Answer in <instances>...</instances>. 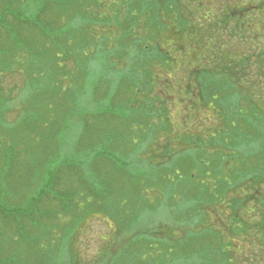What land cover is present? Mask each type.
Here are the masks:
<instances>
[{
	"label": "rangeland",
	"instance_id": "rangeland-1",
	"mask_svg": "<svg viewBox=\"0 0 264 264\" xmlns=\"http://www.w3.org/2000/svg\"><path fill=\"white\" fill-rule=\"evenodd\" d=\"M145 1L0 0V264H264V91L253 109L218 78L203 49L227 34L176 43L183 5ZM240 1L236 29H263L264 0Z\"/></svg>",
	"mask_w": 264,
	"mask_h": 264
},
{
	"label": "trees",
	"instance_id": "trees-1",
	"mask_svg": "<svg viewBox=\"0 0 264 264\" xmlns=\"http://www.w3.org/2000/svg\"><path fill=\"white\" fill-rule=\"evenodd\" d=\"M152 1V0H151ZM172 1V0H171ZM175 2V0H173ZM178 1V5H183L184 9H185V19L186 21L181 22V28L177 27V26H170L169 30L171 33L174 34V41L176 43H180L182 45H185L186 43L192 44V43H196L198 45V49H203V45L206 43L202 42V37L205 36L207 39V41L214 40L215 38V32L217 31V33L221 34L222 32L224 34H227V39L225 41V43L220 42L219 43H212V46L210 47V45H206L203 49V54L204 56L206 55L207 52H209L210 50H214L213 47H217V52L219 55V65L218 67L220 68V71L218 72V74H220V76H218V78H220V80L223 79H227L226 82L224 84V87L227 85H230L232 87L238 88V91L241 92L243 94V96L249 100L251 98V101H253V109H259L257 103L255 102V98L256 96H259L263 91L264 88L262 86V84H264V75L263 76H258L257 74V70L259 67L262 66L263 62H264V54L263 55H259L258 53L260 51L263 50L264 53V45H257L254 40L251 38L252 36H257V34H261L264 36V28H260V29H252V30H245V28H242L244 26L240 25L241 28L236 29L237 27H234V29L231 28L232 23H234V25H238L236 23H242L240 20V17H242L244 14H246L248 12V8L244 6V2L240 1L239 5L237 7L232 8L231 7V0H177ZM147 1L145 0H138V9L140 8L141 10H143L144 5L146 4ZM154 2H155V6H154ZM152 4L153 6L158 9L161 10V8L163 7V9L161 10V12L163 13V10L165 8H170V4L168 5L167 1L162 3V6L158 5L156 3V0L154 1ZM148 3V2H147ZM260 4V1H259ZM176 5V6H178ZM179 5V6H180ZM168 6V7H167ZM134 9V7L132 6V8L130 10H128L126 18H127V23L128 26H133L134 22H136L139 13L137 14H133L132 10ZM47 7H46V11H47ZM5 12V11H4ZM220 18V19H218ZM36 21L41 22L42 24H44L42 22V17H41V12L36 13L35 16ZM45 19V18H43ZM45 21V20H44ZM120 24V21L119 23ZM117 24L116 27H118L119 25ZM128 26L126 28H128ZM125 28V30H126ZM130 31L131 30H126L124 33H127L129 35H125L124 36H130ZM183 33V35H182ZM247 36L244 38V40H249L248 43L251 42V45L253 47H255L253 49V52H250L248 55L245 54L244 57L238 55L239 53L237 51H231L230 48H226V44H230L231 42V38L236 36V38H238L239 40L243 39V36L246 35ZM184 36V38H182ZM194 37H198V38H194ZM194 39V40H193ZM135 40L134 42L132 41V44H135ZM196 45V46H197ZM202 45V46H201ZM254 50L256 51V53L254 52ZM168 57V54L166 55ZM252 62L250 64V61L248 60V58H253ZM255 68V71H253V69L250 68V65ZM251 71V72H250ZM225 76H222V75ZM216 78V79H218ZM207 80H211L210 78H208ZM262 80V81H261ZM217 82H223V81H217ZM262 89V91H261ZM239 113H241V117L244 118V120L242 121L243 124H249V120H250V116L249 113H245V110H238ZM247 112V111H246ZM246 115L248 116V118L245 120ZM247 127V125H245ZM85 132L89 131L87 133H84V136L87 137L88 139V135L92 134L95 135L97 134L96 132H99L96 130V132L94 131L97 127L96 125L92 124L87 126L85 123ZM118 131V130H117ZM236 129H235V124L233 122L229 123L228 125V129H227V135L228 139H232V141L236 142L237 139L239 138L238 133H242V132H238L235 133ZM119 132V131H118ZM100 133V132H99ZM247 134V132H245ZM82 139V138H81ZM224 137H221L220 141H223ZM255 143H252L250 146L248 145V148L245 152L242 153V155H244V157L250 155V154H254L255 150H260V148H255L254 147ZM252 158H256V156H253ZM93 166L95 167V163L93 164ZM251 172L254 173V176L249 178L248 180L251 181L250 186H253V188H251V190L256 189V193L261 194L260 190L258 189L261 186V182L259 180L263 179V175L262 173H264V170L260 168V166H254L253 169L251 170ZM57 176V175H56ZM54 176L53 178V186H55L56 184H58L59 182V177ZM56 177V178H55ZM259 179V180H258ZM224 181L228 182L229 180L224 179ZM248 181V182H249ZM57 182V183H56ZM85 188H87L85 186ZM89 193L92 196V200L94 201L95 199L98 198H102L101 196H99L98 193H95V191L93 189H89ZM111 190V189H110ZM111 192V191H110ZM263 195V194H262ZM236 203L238 202L237 200L235 201ZM244 202V201H242ZM235 203V204H236ZM238 219V218H237ZM242 231V229H241ZM244 232V231H242ZM153 247V246H152ZM256 247V246H255ZM258 247V246H257ZM264 249V241L261 244V247ZM157 250V249H156ZM161 255V254H160ZM251 255L252 258H254V254H249ZM261 255L264 258V251L263 253H261ZM163 256V255H161ZM258 256V254L256 255ZM244 258V257H243ZM242 258V259H243ZM249 258V256H248ZM231 260V256L228 255V260L226 261V263H229V261ZM202 264H210L208 261H205V259L203 260ZM230 264V263H229Z\"/></svg>",
	"mask_w": 264,
	"mask_h": 264
},
{
	"label": "flooded vegetation",
	"instance_id": "flooded-vegetation-1",
	"mask_svg": "<svg viewBox=\"0 0 264 264\" xmlns=\"http://www.w3.org/2000/svg\"><path fill=\"white\" fill-rule=\"evenodd\" d=\"M231 25V28L234 29L235 25L234 23L230 24ZM243 28V27H242Z\"/></svg>",
	"mask_w": 264,
	"mask_h": 264
}]
</instances>
